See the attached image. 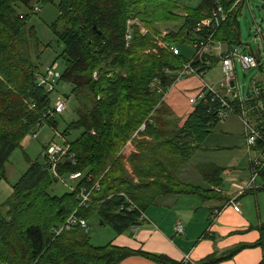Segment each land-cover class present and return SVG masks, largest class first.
<instances>
[{"label": "trees", "instance_id": "obj_1", "mask_svg": "<svg viewBox=\"0 0 264 264\" xmlns=\"http://www.w3.org/2000/svg\"><path fill=\"white\" fill-rule=\"evenodd\" d=\"M35 1L41 0H0V175L24 137L37 134L44 125L56 132L57 117L61 118L46 113L57 87L50 92L38 83L45 69L35 62L46 46L28 27L29 14L17 12V5L24 4L31 8L30 14H36L39 8L30 6ZM179 1L59 0V17L48 25L61 46L58 59L64 65L56 85L64 81L71 86L76 117L58 132L60 139H65L62 144H69V151L64 163L55 169L59 177L74 172L81 175L72 179L77 181L76 191L56 195L48 191L57 180L52 178L48 161L49 145L43 146L45 163L28 162L11 195L0 205V264H117L133 251L110 243L92 245L88 230L76 224L58 231L78 205L79 188L89 189L99 178L100 190L91 192L92 203L77 210V216L87 220L97 214L117 234L138 224L143 209L158 196L181 191L176 182L179 168L195 151L204 149L207 137L227 116H220L224 106L209 91L178 125L164 96L151 85L158 81L166 88L176 81L178 70L194 53L191 47L189 56L182 54L181 46L192 43L194 27L215 6L213 0H200L192 7L181 6ZM232 3L224 0V8L228 10ZM239 5L220 26L215 39L228 45L236 42L234 14ZM178 10L184 14H175ZM134 18L148 32L142 34L139 25L132 24L127 44V20ZM160 30L167 31L166 42L178 45V54L155 46L153 35ZM39 43L43 45L40 51ZM58 59L52 63L59 65ZM216 60L206 55L204 60L192 59L191 65L204 74ZM258 85L261 92L257 98L245 104L236 98L230 100L235 114L240 116L250 106L247 104L253 105L258 99L264 101V85ZM263 109L251 107L248 112L260 130H264ZM73 129H78L79 135L69 143ZM130 140L135 150L125 157L120 152ZM200 170L212 180L221 175V170L211 165ZM254 245L264 247V241ZM240 247L222 258L231 257Z\"/></svg>", "mask_w": 264, "mask_h": 264}, {"label": "crops", "instance_id": "obj_2", "mask_svg": "<svg viewBox=\"0 0 264 264\" xmlns=\"http://www.w3.org/2000/svg\"><path fill=\"white\" fill-rule=\"evenodd\" d=\"M238 12L239 9L234 14V20H237ZM226 44L222 42V51L229 50L231 45L227 44L226 48ZM183 48L186 55L192 53L190 45ZM251 53L261 60V52L252 51ZM218 61L217 58L212 66ZM189 77L196 78L191 75L186 78L190 79ZM262 78L254 80L264 85V76ZM188 81L185 79V83ZM202 82L207 81L199 80V85L192 90L196 91ZM220 83L221 81L215 84L214 89L223 96L229 97L228 89L222 88ZM175 86L164 102L175 114L174 120L181 125L192 110L187 97L194 94L192 91L187 92L185 84L179 90ZM235 94L239 104L247 102L248 94L245 98L240 97L236 90ZM238 114L240 113L234 114L236 118H239ZM238 124L231 118L221 121L217 127H220L219 132L227 139L222 143H216V127L205 140L204 149L195 151L181 165L176 175L180 192L158 196L143 209V215L138 224L127 227L119 234L113 231L106 244L110 243L133 251V254L117 264H164L156 257L167 259L168 262L165 264H202L209 259H219L210 264L258 263L264 254L262 245H254L260 240L264 241V234H262V230L264 231V178L258 180L260 187L243 190L250 176V162L254 151L245 142V128L243 130L240 122V131H238ZM233 132L241 135L245 142L241 157H239L241 147H232L229 143ZM227 149L237 151V155L233 157L234 160L226 161L224 165L217 163L216 150ZM244 155L245 161L241 162L240 159ZM207 165L218 167L221 170L220 178H216L215 175L212 180L200 170L202 166ZM184 188H187V191H183ZM230 199L239 203L240 212L232 210L231 205L228 204ZM178 222L183 225L182 233L176 232L175 226ZM239 246L242 247L231 257L222 258ZM152 255L155 258L151 257Z\"/></svg>", "mask_w": 264, "mask_h": 264}, {"label": "rangeland", "instance_id": "obj_3", "mask_svg": "<svg viewBox=\"0 0 264 264\" xmlns=\"http://www.w3.org/2000/svg\"><path fill=\"white\" fill-rule=\"evenodd\" d=\"M199 2L200 0H180L179 4L181 6L192 7L198 5L197 3ZM58 3L59 0H41L32 2L30 4L31 7L37 6L39 8V12L33 15L30 14L31 8L29 6H26L24 4L17 5V12H22V14H29L27 22L28 27L32 28L35 31L37 36L46 46L42 56H40V58L35 62L36 65L40 66L41 69H45L46 66L51 65V63L54 62L55 59L59 58L58 56L61 53V46L57 44L55 35L52 33L50 27L48 26L50 23L55 22V20H57V18L59 17ZM175 14L183 15L184 12L182 10H178ZM237 20L238 26L236 36L238 34V37L236 38V42L230 44L231 46L229 47V50H236L243 53H250V51L252 50L262 53H260L261 56L259 55L261 57L260 64H262V68L256 66L252 69H243L239 62L236 59H233L236 75V88L234 87L232 93H235L236 90L240 97L245 98L248 92L251 90L253 80H261L264 76V70H262L264 67V0H245L243 5L239 7ZM167 26H171V24H167ZM244 44H249L250 46L246 47ZM184 45L190 44L185 43ZM39 47L40 51L43 48V45H40L39 43ZM183 47L184 46H181V52L182 54L186 55L185 48ZM58 64V71L63 74L64 65L59 59ZM191 76H194L196 78L189 77L190 79H187L186 77H188V75H186L178 79L175 82V88L179 90L185 84L187 86V92L192 91V94H196L197 90L201 87L203 82L196 91H193L192 89L195 88L196 85H199V80L201 82L202 79H204L214 89V87L216 88L215 84L220 82L223 77L221 63L220 61H218V63L208 69L207 73L203 74L202 79L196 75ZM183 78L189 80L188 83H185V79ZM57 91L62 95L68 96L65 110L61 114H58L59 116H61V118L57 117L59 118V124L56 132H60L65 123H70L73 119H75L76 113L75 101L71 95V86L67 82L60 81L57 86ZM55 95V93H52L51 99H55ZM189 97L190 96H188L187 99ZM229 116L227 117L228 119L231 118L240 124L241 121L238 117H235L236 115L231 114ZM226 119H223V121ZM239 124L237 126L238 131H240V126L244 130L243 124H240V126ZM219 130L220 127H217V144L222 143L225 139H227V137L219 132ZM56 132L47 125H44L38 130L36 137H32V134H28L21 141V145L12 152L8 159V162L5 163L3 167V175H0V205L11 195L13 186L19 180L23 172L27 169L30 161H37L39 164L45 163L43 146H48L52 142H56L62 145L63 140L60 139V135ZM78 135L79 130L73 129L71 135L68 137V142L70 143V141L76 138ZM229 143H231L232 147H241L239 148V157H241L244 153L243 149L245 145L243 137L241 135H238L237 132H233L232 139ZM134 150V143L130 140L122 148L120 153L125 157H128ZM235 155H237V151L235 149H233L232 151H229V149L225 151L216 150V162L224 165L225 163L234 160L233 157ZM64 160V158L61 160V164L64 163ZM240 161H245V155L240 159ZM126 168L130 169L128 164H126ZM58 173L59 171H57V168L51 170L52 178H56L57 180L50 185L48 191L56 195H60L64 191H74L77 187V181L69 179L68 173L64 175L60 174V177ZM61 178L63 179L61 180ZM87 224V235L92 245H105L113 234V230L110 225L106 223H100V219L97 217V214H92L90 217H88Z\"/></svg>", "mask_w": 264, "mask_h": 264}, {"label": "built area", "instance_id": "obj_4", "mask_svg": "<svg viewBox=\"0 0 264 264\" xmlns=\"http://www.w3.org/2000/svg\"><path fill=\"white\" fill-rule=\"evenodd\" d=\"M223 1L224 0H213L215 6L212 7L209 15L206 16L201 21H199L198 24H196V26L194 27L195 37L192 40V43L190 44L194 50V53L190 58H188V61L184 62L180 70H178V76L176 78V81L186 75H196L202 79L203 74L199 73L191 65L192 59L204 60V57L206 55L215 56L216 58H218V60L222 65V70H223V77L220 84L222 88L228 89L229 97L226 98V96H223L217 90L213 89L212 86H210L207 82H203L197 93L188 98V102L191 106H193L198 102L200 98H202L205 95L206 92L210 91L211 93L215 94L217 98L221 100L222 106H224V108L220 111L219 114L222 117H226L229 114H235L234 107L230 103V100L232 101L234 98H236V94L232 93L233 89L231 88V83L235 85V78H236L233 59H236L243 69H252L257 66V61H256L257 56L251 52L243 53V52H238L236 50L235 51L221 50L222 44L219 40L215 39L214 36L219 30L220 26L227 19L230 18V16L233 14L237 6L240 3H244L245 0H233V3L230 5L228 10L224 8ZM34 11H38V8L35 7ZM132 24L139 25L138 29L140 33L145 34L148 32L147 28L141 25L140 22L137 20V18L128 19L127 28H129V31L125 35L127 44L131 38L130 26ZM166 33L167 31H161L157 35H153V41L155 46L168 50L173 54H178L179 53L178 45L174 42H166L163 39ZM204 62H206L207 64L209 63L208 60ZM57 67H58L57 63H52L51 65L46 66L44 70V74H40L38 76L39 85L42 84L45 85L47 87V90L50 92L55 91L57 87L56 79L59 77V71ZM175 82L171 86L166 88L161 87L158 81H154L151 85L155 87L156 90L164 96V98H166L169 92L174 87ZM260 92L261 90L258 85V82L256 80H253L252 87L250 90V96L248 97L247 101L251 100L250 98L253 99L257 98L260 95ZM55 94H56L55 99H51L50 107L48 106L46 108L47 109L46 113L50 115L61 114L66 108L67 98L59 92ZM247 105L250 106L246 107L247 109L243 113H241L239 118L246 131V144L249 148H251L254 151V156L250 162V174H249L250 176L243 188L244 191L260 187V183L258 182V180L260 178H264V130H260L256 126V122L252 121V118L250 117V115H248V112H250L251 107L262 110L264 107V101L263 99H258L257 101H254L253 105H251V103ZM30 107H34V104H31ZM140 129H142V126ZM36 136H37L36 133L32 134V137H36ZM62 140L64 142L65 139L62 138ZM68 151H69L68 143L60 145L56 142H52L49 144L47 149V155H48V161L51 163L53 170L58 163H61L62 158L67 154ZM69 157L72 158L70 159V162L72 163L73 154H70ZM80 175H81L80 172H74L69 175V178L74 179L79 177ZM62 179L63 178H61V180ZM263 187H264V181H263ZM99 190H100L99 179L94 181L91 188L89 189H87L86 187H80L77 192L78 205L68 216L65 222L58 228V231L68 229L75 224L77 226H80L81 228L87 229L88 228L87 220L84 219L83 217L77 216V210H79L80 208H87L89 204L92 203L91 192L99 191ZM74 191H76V189ZM122 195L124 196L123 193ZM127 200L130 202L129 199ZM228 204L231 205L232 210L234 212H240L239 203L234 201V199H231L228 202ZM134 206L135 205L131 203V207ZM141 215H143V212L141 213ZM175 229L176 232L178 233H182L184 231L183 225L179 222L176 224ZM257 264H264V254Z\"/></svg>", "mask_w": 264, "mask_h": 264}, {"label": "water", "instance_id": "obj_5", "mask_svg": "<svg viewBox=\"0 0 264 264\" xmlns=\"http://www.w3.org/2000/svg\"><path fill=\"white\" fill-rule=\"evenodd\" d=\"M234 17H235V16H234ZM92 28H93V30H96V27H95V26H93ZM97 33L100 34V31L97 32ZM244 45H245L246 47L250 46L249 44H244ZM250 52H252V50H251ZM256 61H257V66L260 67V66H261V65H260V58L257 57V58H256ZM260 68H261V67H260ZM234 87H235V85H234L233 83H231V88L234 89ZM233 94H234V92H233ZM43 155H45V154H43ZM100 223H103V221L100 220Z\"/></svg>", "mask_w": 264, "mask_h": 264}]
</instances>
